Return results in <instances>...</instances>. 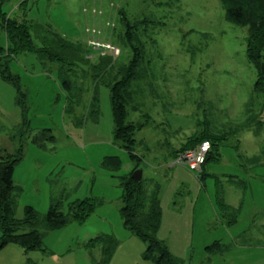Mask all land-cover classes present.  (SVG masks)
Masks as SVG:
<instances>
[{"label": "rangeland", "instance_id": "1", "mask_svg": "<svg viewBox=\"0 0 264 264\" xmlns=\"http://www.w3.org/2000/svg\"><path fill=\"white\" fill-rule=\"evenodd\" d=\"M0 1L8 17L47 24L89 50L83 64L65 67L76 85L71 94L60 84L57 63H43L32 52L10 60L25 94V115L15 103V88L0 77V154L19 144L24 152L13 173L21 188L15 215L22 217L25 205L45 213L51 198L61 195L66 202L88 196L100 201L84 223L71 221L46 233L50 253L24 256L19 246H11L4 249L10 253L0 250L5 252L0 264H93L91 254L98 256V249L84 244L98 234H113L118 241L108 264H152L142 257L145 243L124 228L119 214L117 176L133 166L114 141L109 101L108 80L132 57L120 13L136 25L145 55L127 120L141 125L135 133L143 159L137 168L160 184L158 237L181 264H264V94L254 93L246 28L226 18L222 0ZM97 42L118 54L110 55ZM0 43H6L3 31ZM101 58L109 61L107 68L92 71ZM93 91L98 116L89 111ZM67 103L72 111H65ZM205 126L224 138V145L219 159L205 164L201 179L175 164L173 154ZM113 155L121 161L118 171L102 166ZM221 202L234 210V221H225ZM238 237L247 244H233ZM215 240L228 249L208 251Z\"/></svg>", "mask_w": 264, "mask_h": 264}, {"label": "trees", "instance_id": "2", "mask_svg": "<svg viewBox=\"0 0 264 264\" xmlns=\"http://www.w3.org/2000/svg\"><path fill=\"white\" fill-rule=\"evenodd\" d=\"M222 2L224 3L226 18L230 22L246 28V57L253 65L256 74L254 93L256 96L264 94V0H222ZM120 14L125 30L123 39L125 44L128 43L132 57L127 64L119 65L117 73L108 80L109 101L114 141L126 151L133 166L129 172L117 176L121 189L119 214L124 228L145 243L146 246L142 254L145 261L152 264H181L170 252L166 243L158 237L162 220L159 182L151 177L144 178L141 176L140 180L132 177L133 171L138 169L137 167L143 159L136 152V146L139 142L135 137V133L141 128V125L139 123L136 125L127 120L128 106L133 103V93L136 92L132 89L133 82L143 78L140 68H142L141 62H143L145 55L137 39L136 25L133 26L123 13ZM0 31H3L6 37V43H0V77L15 88V103L20 106L22 115L27 112L25 94L21 90L19 76L13 74L9 69L10 60L20 53L32 52L43 63L45 61L57 63L60 69V84L70 94L73 89H76V85L70 79V74L66 72L65 67L68 65L76 67V63L83 64L82 60L88 55L89 50H84L81 43L66 39L47 24H41L27 18L8 17L1 8V1ZM33 36L40 41V44L34 42ZM108 64L109 61L106 58H101L99 63L92 67V71H101L107 68ZM114 66L109 67L113 68ZM135 107L133 105L131 108L135 110ZM72 110L70 103H67L65 111ZM89 111L92 115L98 116V98L94 91ZM207 130L205 126L202 131H195L187 136L173 154V157H176L180 152L195 148L202 140H208L210 150L199 173L201 179L205 175V164L209 160L219 159V148L224 145V138L212 135ZM23 158L22 144H19L12 152L0 154V250L6 245L13 244L22 249L24 256L33 251H41L44 254L50 253L44 245L46 233L64 227L71 221L84 223L100 201L93 196H88L66 202L68 197L61 195L57 198H51L45 213H40L31 205H25L22 217H16L17 199L21 188L14 183L13 173L15 166ZM120 165L121 161L115 155L107 156L102 162V166L111 171H118ZM221 208L223 212L221 214L224 215L226 222L235 220L236 214L233 213L234 210L229 205L221 202ZM228 211L231 215L227 214ZM229 217H232L230 221L227 220ZM239 237L235 239L233 244H247L245 238L241 237L240 240ZM117 245L118 241L113 234H98L84 244L86 248L98 249V256L91 254L93 264H108ZM206 248L210 252H221L226 251L228 245L215 240ZM26 264L29 262L27 261Z\"/></svg>", "mask_w": 264, "mask_h": 264}, {"label": "built area", "instance_id": "3", "mask_svg": "<svg viewBox=\"0 0 264 264\" xmlns=\"http://www.w3.org/2000/svg\"><path fill=\"white\" fill-rule=\"evenodd\" d=\"M97 46L104 48L110 55H117L118 49L112 47L109 44L95 43ZM210 150V142L208 140H202L195 148L185 150L180 153L174 163L185 165L190 171L199 174L202 170V166L205 162L206 156Z\"/></svg>", "mask_w": 264, "mask_h": 264}, {"label": "water", "instance_id": "4", "mask_svg": "<svg viewBox=\"0 0 264 264\" xmlns=\"http://www.w3.org/2000/svg\"><path fill=\"white\" fill-rule=\"evenodd\" d=\"M141 176H142L141 169L134 170V172L132 173V177L135 178L136 180H140Z\"/></svg>", "mask_w": 264, "mask_h": 264}, {"label": "crops", "instance_id": "5", "mask_svg": "<svg viewBox=\"0 0 264 264\" xmlns=\"http://www.w3.org/2000/svg\"><path fill=\"white\" fill-rule=\"evenodd\" d=\"M5 150V149H4ZM148 178H150V177H148ZM11 246H16V245H13V244H10V245H6L4 248H2V250H4V249H11V248H9V247H11ZM8 247V248H7ZM1 250V251H2ZM4 251H7L8 253H10V251H12V250H4ZM0 253H5V252H0Z\"/></svg>", "mask_w": 264, "mask_h": 264}]
</instances>
